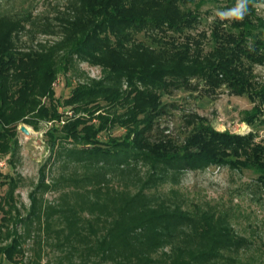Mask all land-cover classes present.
I'll return each mask as SVG.
<instances>
[{
  "label": "trees",
  "instance_id": "trees-1",
  "mask_svg": "<svg viewBox=\"0 0 264 264\" xmlns=\"http://www.w3.org/2000/svg\"><path fill=\"white\" fill-rule=\"evenodd\" d=\"M193 1L71 0L58 19L60 38L29 50L17 49L13 41L23 25L1 18L0 157L14 156L19 125L60 122L67 114L59 108H68L73 116L48 133L52 149L56 132L80 145L70 154L73 159L116 169L140 162L162 176L170 169L227 166L253 171L264 187V145L251 132L218 131L205 118L191 114L186 119L191 130L182 142L150 138L164 111L162 94L197 89L200 84L208 94L226 88L231 95L246 96L253 103L243 118L247 124L264 113V84L254 72L255 66L264 65V18L255 0H249L243 19L215 20L209 34L202 31L177 40L173 34L199 23L195 12L180 8ZM227 1L228 7L237 2ZM142 32L156 47L134 41ZM208 41L211 46L205 50ZM73 58L101 67L107 76L73 86L67 80L69 96L60 102L54 83L68 72ZM101 103L122 111L105 110ZM114 127L124 129L125 135L102 144L98 135ZM162 176H150L133 194L115 192V217L91 249L97 264H234L230 254L249 242L234 234L215 211L188 212L146 195L143 190L161 182ZM40 178L42 182L44 176ZM31 202L30 216L39 217L33 196ZM18 224L6 233L0 229V240L10 239L0 244V264L23 261Z\"/></svg>",
  "mask_w": 264,
  "mask_h": 264
},
{
  "label": "rangeland",
  "instance_id": "rangeland-1",
  "mask_svg": "<svg viewBox=\"0 0 264 264\" xmlns=\"http://www.w3.org/2000/svg\"><path fill=\"white\" fill-rule=\"evenodd\" d=\"M70 1L0 0V19L19 21L23 25L13 38L17 49H37L39 44H52L60 38L58 19ZM227 4V0H194L181 5L182 10L195 12L199 23L173 37L182 40L185 35L202 31L209 34L215 20H232L221 18V13L233 8ZM254 6L264 18V0H255ZM134 41L156 47L144 32L135 34ZM210 46L211 41H208L205 50ZM254 72L257 81L264 84V65L255 66ZM106 76L101 67L73 58L68 72L59 75L54 83L55 99L62 102L69 96L71 86ZM67 80L71 86L66 84ZM204 88L200 84L197 89L162 94L164 111L155 121L150 138L182 142L191 130L186 119L196 114L218 131L251 132L255 141L264 145V113L252 125L247 124L243 118L245 112L251 111L253 103L246 96L231 95L226 88L208 94ZM43 102L48 105V100L43 99ZM101 105L105 110L122 111L120 107L110 109L104 103ZM59 112L67 114L60 122L42 120L35 126L19 125L14 156L0 157L3 163L0 168V229L6 233V228L19 223L17 232L23 237L24 248L21 264H97L91 249L115 217V192L133 194L150 176H162L155 171L152 173L148 164L140 162L116 169L73 159L70 154L80 145L64 139L59 132L53 133L56 144L52 149L49 130L53 126L60 128L63 120L73 116L68 108H59ZM22 126L28 130V135L20 131ZM124 135V129L114 127L100 133L98 140L106 144L110 138L121 139ZM40 174L44 176L42 182ZM162 177L161 182L143 192L184 211L210 210L221 214L233 233L249 242L247 248L230 254L234 264H264V187L257 182L256 173L209 166L180 172L170 169ZM31 196L36 199L39 217L30 216ZM25 219L28 221L22 222ZM9 242L10 239L0 240V244Z\"/></svg>",
  "mask_w": 264,
  "mask_h": 264
},
{
  "label": "clouds",
  "instance_id": "clouds-1",
  "mask_svg": "<svg viewBox=\"0 0 264 264\" xmlns=\"http://www.w3.org/2000/svg\"><path fill=\"white\" fill-rule=\"evenodd\" d=\"M249 0H237L235 7L229 9L227 12L221 13V18L228 19H243L244 15L247 12Z\"/></svg>",
  "mask_w": 264,
  "mask_h": 264
},
{
  "label": "water",
  "instance_id": "water-1",
  "mask_svg": "<svg viewBox=\"0 0 264 264\" xmlns=\"http://www.w3.org/2000/svg\"><path fill=\"white\" fill-rule=\"evenodd\" d=\"M20 131H21L23 134H25V135H28V134H29L28 130H27L24 126H22V127L20 128Z\"/></svg>",
  "mask_w": 264,
  "mask_h": 264
},
{
  "label": "built area",
  "instance_id": "built-area-1",
  "mask_svg": "<svg viewBox=\"0 0 264 264\" xmlns=\"http://www.w3.org/2000/svg\"><path fill=\"white\" fill-rule=\"evenodd\" d=\"M2 167H3V163L0 162V168H2Z\"/></svg>",
  "mask_w": 264,
  "mask_h": 264
}]
</instances>
